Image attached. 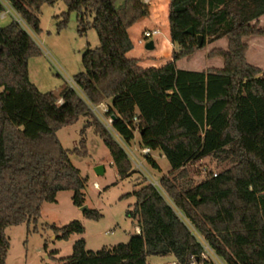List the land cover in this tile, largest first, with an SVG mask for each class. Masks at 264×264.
Masks as SVG:
<instances>
[{
	"label": "trees",
	"instance_id": "16d2710c",
	"mask_svg": "<svg viewBox=\"0 0 264 264\" xmlns=\"http://www.w3.org/2000/svg\"><path fill=\"white\" fill-rule=\"evenodd\" d=\"M7 1L30 31L39 33L41 6L57 0ZM64 2L67 10L60 14L57 29L75 12L79 32L91 27L99 40L96 48L82 53L83 70L72 76L78 90L66 84L59 96L41 92L29 80L27 68L28 58L40 54L39 46L18 21L11 18L0 26V264H6L9 249L6 227L35 223L41 205L55 202L61 190H72L73 204L84 205L85 178L69 158L79 150L64 148L56 135L62 126L93 115L84 98L105 102L106 114L114 116V131L127 144L138 131V146L161 153L170 170L159 177L163 193L146 181L130 193L135 202L126 215L136 222L138 233L95 251L78 238L71 254L60 258L62 264H147L151 254H172L181 264H264L260 249L240 252L218 237L235 240L248 230L258 231L250 237L259 234L264 245V69L246 56L247 39L264 36V26H257L264 0H169V39L176 48L159 67H143L127 55L133 48L129 28L149 17L147 2ZM197 35L203 37L201 46ZM220 38L226 39V49L213 48L207 56L221 57V68L176 67L179 59ZM95 131L118 176L128 177L133 165L126 151L97 121ZM80 144L85 145L84 139ZM208 157L229 166L216 175L207 173L198 183L182 182L188 176L186 164ZM145 161L160 170L152 156ZM84 214L100 216L88 208ZM48 227L64 240L84 231L78 220ZM203 243L218 262L205 256Z\"/></svg>",
	"mask_w": 264,
	"mask_h": 264
},
{
	"label": "rangeland",
	"instance_id": "374dc122",
	"mask_svg": "<svg viewBox=\"0 0 264 264\" xmlns=\"http://www.w3.org/2000/svg\"><path fill=\"white\" fill-rule=\"evenodd\" d=\"M121 2L122 0H116L117 4ZM66 10L64 0H57L52 5L44 3L38 13L39 33L30 31L20 16L13 11L15 18L20 20L40 48L39 55H32L28 58L29 80L41 92L50 91L56 96H59L63 87L68 84L66 78L83 70L81 55L86 48L93 49L99 45L97 34L93 28L87 27L84 31L79 32L75 12H70L67 24L57 29V23L61 19L60 14ZM10 20V16L0 18V26L7 25ZM88 20H92V15L88 17ZM159 22L151 27L161 31V34L151 38L154 42V49L158 48L161 38L167 35V25L161 19ZM257 26H264V16L260 20L258 19ZM141 27L142 24H137L130 29V35L136 43L131 55L140 56L147 52H153V50L145 48L147 40L138 36ZM247 42L248 62L264 69V36H251ZM202 50L194 58L185 61L186 66L202 69L213 64L203 56ZM95 120L100 123L94 115L80 117L76 122L59 128L56 135L64 148L79 150V153H70L69 158L73 165L79 168L81 176L85 178L84 205L88 209L97 210L100 216L97 219L85 216L81 207L73 204L72 190L57 192L55 202H44L41 205L40 216L35 223L28 224L25 221L5 228L4 232L9 240L6 264H62L60 258L71 254L72 243L75 239L84 238L86 249L95 251L102 247H112L118 243L127 242L130 235L134 234L136 222L126 215V211L131 209L135 202L134 195L130 193L145 184L146 179L134 166H132L128 177L121 179L118 176L108 148L95 131ZM83 127L84 131L81 133ZM134 137L132 143L129 144L131 149L139 148L138 131H134ZM80 139H84L85 147L81 146ZM83 147L86 151L85 156L81 155L84 152ZM152 156L160 170H152L145 161L146 168L151 175L155 178L167 175L170 166L164 156L158 151L152 152ZM98 165L103 167L102 174L95 171V167ZM228 166L227 161L219 162L210 157L188 163L185 166L188 176L182 182L189 179L198 183L207 173H218ZM72 220H78L84 227V231L72 234L69 240L54 239L55 234L48 226H63ZM256 232L258 231L248 230L241 234L244 238L235 240L223 237V235H218V237L228 248L233 250L252 254L259 249L264 252L261 236L258 234L256 239L250 237ZM53 241L57 242H55L56 247L59 248L57 252L52 251V248L55 247ZM205 256L219 261L210 249L205 252ZM172 261L173 257L170 254H151L146 257L147 264H170Z\"/></svg>",
	"mask_w": 264,
	"mask_h": 264
},
{
	"label": "crops",
	"instance_id": "0c3cea01",
	"mask_svg": "<svg viewBox=\"0 0 264 264\" xmlns=\"http://www.w3.org/2000/svg\"><path fill=\"white\" fill-rule=\"evenodd\" d=\"M151 1L152 0H149L147 2L150 6L149 17L138 21L133 26H135L137 24H142V27H141V32H142V30L144 28H151V27H154L155 25H157L158 23H160L159 21L161 19V21L165 22V24L167 25V35L165 37L161 38L158 48L152 49L153 52H147V53L141 54L140 56H136V55H131V52L135 49L136 43H135L134 39L132 38V36L130 35V29L133 26H131L129 28L128 32H129L130 38L133 41V48L127 52V55L129 57H134V58L139 59L140 65L143 67H150V66L159 67V66L164 65L165 63H167L171 59L172 51H173V49L176 48V45L174 43H172L169 39V25H168V4H169V0H154L153 2H151ZM263 16L264 15H262L261 17H263ZM261 17H259V20L261 19ZM141 32H139L140 33L138 35L139 37H142ZM205 47L203 48L204 50L201 49L203 51V56L206 57L209 61H212L213 64L208 65L206 67H203L202 69H195V67L186 66L187 60L194 58L195 55L201 51V50H198L192 57H185V58H182V59H179L178 61H176V67L179 69H187V70H204V69L209 68V67L210 68H221L223 66V59L219 56L208 57L207 53H208V51H210L213 48L226 49V47H227L226 39L220 38V39L212 40L210 42H207ZM182 62L184 63L183 65L181 64ZM257 67L263 69V67H261V66H257ZM138 231H140V229L137 225H135L134 233H138ZM71 236H72V234L69 236V238L67 240H69L71 238ZM53 237H54V239L56 238L55 236H53ZM55 242L56 241H53V245L55 247L52 248V250L57 252L59 250V248L56 247L57 242L56 243ZM170 255L173 257L172 254H170ZM173 261H175L174 257H173Z\"/></svg>",
	"mask_w": 264,
	"mask_h": 264
},
{
	"label": "built area",
	"instance_id": "2783aa9c",
	"mask_svg": "<svg viewBox=\"0 0 264 264\" xmlns=\"http://www.w3.org/2000/svg\"><path fill=\"white\" fill-rule=\"evenodd\" d=\"M144 1L148 2L149 0H144ZM0 2L4 6V10L0 13V18H5L7 16H10L12 19L18 21L21 24L20 20L15 18L14 14H13V11L15 12V10L12 8V6L9 4V2L7 0H0ZM159 34H161V31L159 29H157V28H144L142 30V32H141V36L147 41L151 40V38H153L154 36L159 35ZM66 79H67L68 84L71 87H73V88L78 90V88H77L75 82L73 81L72 77H69V78H66ZM84 99L86 100V103H87L90 111L93 113V115L96 116L99 119L100 123L112 134V136L116 139V141L126 151V153H127L128 157H129L132 165L134 166V168L138 169L141 172V174L145 177L146 182L148 184L152 185L159 192L163 193V189H162V187L160 185L159 178L153 177L151 175V173L149 172V170L146 168V165H145L146 157L147 156H152V152L153 151L151 150V148L147 147V146L139 147L137 149L129 148V144H127L114 131V129L112 127L113 116H108L106 114L108 112V105L105 102H100L98 104H95V103L90 102L86 98H84ZM61 102H62V99H59L58 103H61ZM213 175H216V173H214ZM203 247L205 249V252L209 249L208 246L205 243H203ZM170 264H181V263H179L178 261L175 260V261L171 262Z\"/></svg>",
	"mask_w": 264,
	"mask_h": 264
},
{
	"label": "water",
	"instance_id": "95a60500",
	"mask_svg": "<svg viewBox=\"0 0 264 264\" xmlns=\"http://www.w3.org/2000/svg\"><path fill=\"white\" fill-rule=\"evenodd\" d=\"M187 32H189L190 34H193V30H192V28H189L188 30H187ZM202 39H203V37H202V35H197V40H198V44H199V46H201V44H202ZM154 42H153V40H149V41H147L146 42V44H145V48L147 49V50H152V49H154ZM113 118H114V116H113ZM95 171H96V173H98V174H102L103 173V167L101 166V165H98V166H96L95 167ZM87 209V206H85V205H82L81 206V210H86Z\"/></svg>",
	"mask_w": 264,
	"mask_h": 264
}]
</instances>
